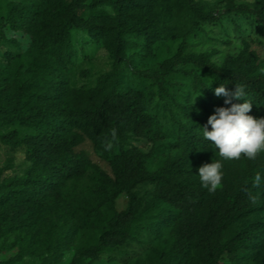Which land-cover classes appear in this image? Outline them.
Returning <instances> with one entry per match:
<instances>
[{
	"label": "trees",
	"instance_id": "trees-1",
	"mask_svg": "<svg viewBox=\"0 0 264 264\" xmlns=\"http://www.w3.org/2000/svg\"><path fill=\"white\" fill-rule=\"evenodd\" d=\"M218 6L221 13L216 12ZM85 13L97 21L106 18L111 26L100 28L84 18ZM155 13L162 18L160 23L153 24ZM231 15L251 17L264 30V0L6 2L0 14V46L6 48L3 56L10 59L11 68L8 80L0 86V130L18 125L30 133L21 136L15 129L0 133V147L19 152L26 164L18 174L0 172V237L28 227L43 230L56 225L61 231L68 227L73 239L68 244L59 241V245L72 247L70 264L102 263L134 241L135 227L149 212L135 190L149 184L154 187L153 202L175 213L166 238L151 249V264H184L189 259L192 264H264L251 255L256 229L248 224L257 211L255 191L264 187V152L254 160L242 156L223 161L224 178L214 192L201 185L198 175L199 167L220 159L214 142L206 141L201 129L217 107L225 106L214 93L216 87L242 86L243 99L252 103L249 115L264 117V61L255 50L244 47L225 57L221 65L212 62L211 54L184 52L186 39L202 25L217 24ZM99 29L108 38L111 68L93 86H77L71 33ZM130 35L143 44L154 37L180 40L176 53L156 71H138L126 63L137 77L156 88L170 109L174 98L167 79L174 73L190 78L193 93L200 96L191 109L204 115L191 118L188 114L185 124L175 122L179 135L171 148L177 153L160 160L153 171L147 166L153 152L126 149L130 138L154 133L162 140L146 109L144 92L123 86L122 55ZM200 74L212 81L205 82ZM85 142L109 162L110 176L99 173L84 152L76 151ZM192 158L195 162L190 164ZM89 173L98 175L97 182L82 193L78 185ZM257 174L262 177L259 184ZM121 195L128 205L117 211L115 202ZM157 219L149 217L148 221L152 224ZM54 247L52 238L41 242L34 252L38 264H53ZM21 259L17 255L0 264Z\"/></svg>",
	"mask_w": 264,
	"mask_h": 264
},
{
	"label": "rangeland",
	"instance_id": "rangeland-1",
	"mask_svg": "<svg viewBox=\"0 0 264 264\" xmlns=\"http://www.w3.org/2000/svg\"><path fill=\"white\" fill-rule=\"evenodd\" d=\"M8 1L19 0H0V14L4 13L5 4ZM204 1L213 4L215 0ZM100 10L112 15L111 10L106 7H102ZM216 12L221 13L222 8L216 7ZM84 18L94 20L100 28L111 26L106 18L97 21L89 13H85ZM161 21L160 15L155 13L152 16L153 24ZM128 26L132 27L131 24ZM127 40L121 65L123 86L127 89L144 92L146 109L154 117L162 140H157V135L150 133L143 139L130 138L126 149L136 147L143 153L153 152L154 157L147 164L148 169L153 171L160 160L167 156H175L177 153L176 149L171 148L179 135V127L175 122L185 124L188 114L191 118H201L204 115L200 111L191 109L194 104L199 102L200 96L196 97L193 93L190 78L184 77L181 73H174L167 79L169 94L174 98V106L170 109L157 96L156 88L148 81L137 77L126 63V61L131 62L138 71H156L164 60L176 53L180 40H162L154 37L148 43L143 44L131 35L128 36ZM71 42L74 50L72 61L77 73L75 83L77 86L91 87L99 75L111 68L112 57L107 48L108 38L102 34L100 29L96 33L73 30ZM244 47L255 50L260 59L264 61V30L251 17L231 15L223 17L217 24L202 25L200 31L186 39L184 52L185 54H211L212 62L221 65L225 57L238 54ZM5 52H7L6 48L0 46V86L8 80L10 75L11 63L8 57L3 56ZM187 68L186 66L181 69ZM200 76L205 82L212 81L208 75L200 74ZM14 129L21 136L30 133L29 130L18 125L5 126L1 128L0 133L4 134ZM76 151L84 152L98 167L99 173L111 175L109 162L101 159L89 142L77 147ZM194 162L195 159L192 158L190 164ZM25 166L23 156L19 152L0 147V172L3 176L18 174ZM97 176L96 173H89L78 185L79 191L87 193L92 189L97 182ZM135 192L137 197L142 199L143 205L149 212L135 227L134 241L119 250L118 253L111 255L109 260L99 264H151V249L158 248L166 238L169 225L175 216L174 211L164 204L153 202L154 187L149 184L139 186ZM255 197L257 211L248 219V224L256 229L255 250L251 252V255L264 261V187L256 189ZM148 204L149 206H147ZM127 205L125 195L119 196L115 202L117 211L126 209ZM149 217H157L158 219L151 224L148 221ZM72 236V229L67 227L61 231L56 228V225L43 230L36 227L20 229L0 237V262L21 255L22 259L15 264H38L39 261L34 252L38 250L41 242L52 238L55 246L53 264H70L73 259V249L70 246L63 248L62 245H59V241L68 244L73 239ZM184 264H192L191 259Z\"/></svg>",
	"mask_w": 264,
	"mask_h": 264
},
{
	"label": "clouds",
	"instance_id": "clouds-1",
	"mask_svg": "<svg viewBox=\"0 0 264 264\" xmlns=\"http://www.w3.org/2000/svg\"><path fill=\"white\" fill-rule=\"evenodd\" d=\"M214 93L223 98L225 106L217 107L201 129L203 138L214 142L220 159L212 160L198 169L201 185L213 192L221 186L224 178L223 161L239 160L242 156L254 160L264 152V117L249 115L252 103L243 99L246 95L244 88L235 85L230 90L227 84H220L214 89ZM261 179V175L257 174L255 182L259 184Z\"/></svg>",
	"mask_w": 264,
	"mask_h": 264
}]
</instances>
